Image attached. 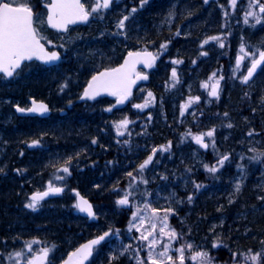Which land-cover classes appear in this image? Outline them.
Instances as JSON below:
<instances>
[{
	"label": "trees",
	"instance_id": "1",
	"mask_svg": "<svg viewBox=\"0 0 264 264\" xmlns=\"http://www.w3.org/2000/svg\"><path fill=\"white\" fill-rule=\"evenodd\" d=\"M126 1L130 0L123 2ZM171 1L147 0L141 5L140 0H132V4L128 3L125 15H123V17L128 16L124 22V28H118V32L122 35L121 38L112 37L106 32H98L99 27L102 31L113 27L111 23L113 19L109 16H106L103 23H99L100 26L95 28L97 31L90 29L87 25L71 28L66 34L60 35L47 28L45 40L55 41L56 46L52 48L63 52V61L57 66L50 67L33 62L26 64L19 71L18 74L29 66L36 67L37 78L32 80L29 91L36 99L53 105L54 102L61 104L59 97L52 93L54 89L58 92L60 89L63 90L61 85L48 84V90L44 92L41 90V84L37 82L44 81L40 78L41 74L49 76L61 69L64 71V74H61L62 79L69 77L68 80L73 84L78 83L74 85L77 91L71 99L79 101L84 87L95 72L119 64L129 51L138 50L142 46L152 49L155 45L161 46L169 41L165 57L158 60L156 67L149 72L148 88L152 89L161 104H158V108L154 110V122L150 126L146 145L142 149H140V137L130 138L132 149L119 148L114 142L115 136L111 126L115 117L124 111H129L131 103L139 100L137 89L140 86L135 90L130 105L123 108L115 106L111 115L101 111L92 113V110H89L92 109L89 108L90 106L101 109L114 104V100L110 101L106 96L94 102L76 101L71 113L72 116L74 114V118H81L87 122L82 132L79 129L84 125L80 124L79 127L74 119L61 118L67 122L66 126L62 129L54 127L53 120L58 118L56 115L42 118L44 120L34 123L29 131L24 128H18L19 131H15L17 138L24 139L25 143L39 141L34 145L33 150L36 151H32V156H28L29 161L27 162L28 170L31 172L44 166L42 177L36 183H40L41 179L48 183L51 180L56 185L59 184L65 188L64 193L52 200L53 202L39 203L40 207L33 210L26 207L30 203V196H26L29 189L27 185H21L23 181L21 176L18 177L20 179L12 180L11 177L14 174H11L4 181L2 180L0 210L6 212L9 210L13 213L6 216L10 219L9 224L33 227V232L29 237H27L28 234L17 229L16 241L38 238L41 241L40 244H36L38 248H49L54 245V240L60 237L66 240L65 232L74 235L77 243L109 228L113 229L114 234L125 235L131 223V209L124 208L117 201L128 194L131 181L127 178L119 183L115 181L112 184L109 181L104 185L107 189L104 195L111 196H90L86 193L87 168L83 172H78V166L75 164L77 156L69 152L76 147L73 146L76 142L75 135L81 136L88 132L90 139L98 142L99 146L93 154L90 153L89 164L99 163V161L104 163L116 157L115 154L123 153L125 156H119V158H124V161L137 166L147 156L149 145H159L167 141L172 143L171 159L165 160L164 164L171 167L169 172L175 168L176 181L179 182L174 181L171 184L176 188V210L170 217L171 225L178 233L175 246L185 241L201 246L207 251L208 259H212L210 264H230L241 254L258 252L263 248L264 67L247 86H244L237 78H233V74L239 69L235 55L242 46L252 51H264V13L259 11L256 0H251V7L250 0H239L235 13L227 18L223 16L225 9L218 11L212 8L211 13L207 12L209 6L204 0H182V3L175 0L176 4L170 8ZM218 1L225 6L228 4L227 0ZM259 3L264 4V0H259ZM31 6L35 11L41 10V0H33ZM132 8H136V11L132 12ZM112 11L109 10L106 13ZM248 11L257 13L260 22L257 23L256 17L249 16L247 17L248 22L245 23V15ZM227 20H229L228 42L226 46L219 47L210 38L220 32L218 30L222 29L223 23ZM61 36L71 38L73 42L69 44L65 40L61 43L57 40ZM200 51H205L207 54L202 55ZM168 57H176L184 61L182 67V75L185 77L184 84L176 83L172 79L171 66L165 62ZM94 61L98 66L92 65ZM66 65H70L71 70L68 71ZM213 73L221 79V95L211 100V105L205 113L199 111L196 115L198 120L194 118L192 122L186 121L179 124L177 120L179 112L173 108L174 98L176 100L185 98L187 93L185 90L191 83V77L199 81ZM196 88L198 89V86ZM67 100L63 101V104L68 103ZM212 127H217L216 141L209 149L204 150L196 143L194 137L205 134ZM45 128L52 133H46ZM103 129L105 132H102ZM79 149L80 156L84 157L85 152L90 150L89 143L86 142L83 146H79ZM106 151L107 154L101 155ZM6 153L9 155L7 161L17 159L15 152L7 151ZM225 156L228 159L223 165L218 164V161ZM69 158L71 161L66 165L69 172L64 173L62 168ZM194 160L199 162L194 164ZM85 165V162H81L79 166ZM206 165L208 167H205ZM213 165L217 167L214 173L208 170ZM184 170L186 173H183ZM184 174L186 175L183 176ZM166 175L168 178L173 177L171 173L170 175L166 173ZM240 175L243 183L237 190ZM55 176H62V181L55 179ZM196 185H201V187L197 188ZM75 190L93 198L99 205L97 221L89 222L74 214L76 210ZM132 199L134 200L133 197ZM53 205L55 206L54 212L48 214ZM103 206L108 210L104 219L100 218ZM59 216L66 218V221L59 224L53 223V220ZM5 221L9 222V220ZM49 226H54L61 234L48 233ZM10 232V230H4L0 232V235L7 237ZM216 241L222 242L223 246L213 247ZM19 246L17 244L16 249ZM73 247L74 244L69 245V249ZM174 256L177 258L176 255ZM116 262L124 264L122 259H117ZM194 264H201V261ZM248 264H264V258L259 262Z\"/></svg>",
	"mask_w": 264,
	"mask_h": 264
},
{
	"label": "rangeland",
	"instance_id": "2",
	"mask_svg": "<svg viewBox=\"0 0 264 264\" xmlns=\"http://www.w3.org/2000/svg\"><path fill=\"white\" fill-rule=\"evenodd\" d=\"M32 1L33 0H31V4H32ZM214 2H213L214 4L211 3L213 5L208 4L209 8L207 12L211 13L213 11L212 8L218 11L225 9L223 11V16L227 18L229 15H233L235 13L239 0H236L235 6H233L230 3V0H227L228 4L226 6L224 4H221V1L216 0ZM84 3L88 7L90 4L93 3V0H84ZM128 3L132 4V0L128 2L126 1V2L117 3L115 7L112 9L113 11L111 13L107 14L106 11L102 9L98 14L92 15L93 16L92 21L89 24L90 29L96 30L95 28L100 26L99 23L100 22L103 23L105 21L106 16L107 17L109 16L110 18L113 19L111 20L113 27L110 29L107 28V31H102L100 30V27H99V29H97L98 32L99 33L106 32V33H109L112 37L121 38L122 35L120 34L121 32H118L119 30H118L117 25H118V21L121 18H123V15H125ZM36 12L37 14H39V16L42 19H45V14H46L45 10H38ZM228 24H229V20H227L226 23H223L222 29L220 28L218 30L220 31L219 33L212 36V37L218 38L216 40H213V39L211 40L216 42V44L219 47H221V43L223 44V47H224L226 46L228 42V36H229ZM38 31L42 35V37L47 38L46 34L48 30H47L46 24L41 25ZM57 40L61 43H63L65 40L68 41L69 44L73 42L71 38H68L66 36L58 37ZM48 41H51V43H48ZM46 42L52 47L56 46V43L54 40H47ZM162 45H165V47L161 48V46H158V45H155L152 47V50H154V52H156V54L158 55V60L165 57L166 52L168 51L169 41L164 42ZM242 47H243V53L240 50L238 54L235 55V59H236L238 56L244 55L245 53L248 54V55H244V59L241 60V64L239 66L241 72H243L242 70L245 67V64H247L248 66L251 64V60L253 59V56L251 54L255 53L257 57V53L259 52L256 50L254 51L249 50L246 46H242ZM140 49H148V48H146V46H142V48ZM200 52L202 55H205L206 53L205 51H200ZM175 61H180V62L175 63ZM165 62L169 63L171 66L170 75L172 79L176 83L184 84L185 77H183L182 75V67L184 66V61L176 57H173V58L168 57L167 59H165ZM92 65L98 66L96 61H94ZM155 67L156 65L153 68ZM66 68L68 71L71 70L70 65H66ZM173 69H175V72H176L175 78H173L172 76ZM36 71H37L36 67L29 66L25 68V70L22 73L18 74L15 77L13 86L15 88L17 87L20 90L24 89L25 91H29V86L32 80L37 78L36 75L38 74V72ZM61 74H64V71L61 69H58L56 73L54 72V74L49 75V76H44L43 74H41L40 78L44 79V81H40V82L38 81L37 83L39 85L41 84V90L44 92L47 91L46 86L48 84H51L54 86L57 83L61 85V88H63V90L60 89L58 92L56 91L57 89H54L52 90V93L54 94V96L59 97L58 99L61 101V104H59V106L60 105L62 106L61 109H72L73 108L74 110L76 101L77 102L79 101L72 100L71 98L77 91L74 85L78 83L73 84L72 81L68 80L69 77L67 76H66L67 79L66 78L62 79ZM213 74L209 75L204 80H199V81L191 77L190 79L191 83L190 85H187L186 90H185L187 92L185 95V98H182L181 100L180 99L176 100L174 98V103L176 105L173 103L172 104L174 106L173 108H175V111L178 110L179 112V114L177 115V120L179 124L184 123L186 121L192 122L194 118L195 120H198L196 115L199 113V111L202 112L203 109L208 108L211 105V102H212L211 100L214 98V96L210 95L213 86H216L218 89V95L215 98H218L221 95V91H222L221 90V85H222L221 79L220 77L214 76ZM217 81L219 82L218 85H217ZM196 86H198V89L196 88ZM57 93L59 96L56 95ZM148 93L152 94L151 97H149ZM197 97L199 99H195ZM107 98L110 101L114 100V104L108 105L101 109L90 106L89 108H92V109H89V110H92V113L101 111L102 113H105L107 115L113 114L112 112L115 109L117 98L115 96H110V97L107 96ZM137 98H139V100L131 103V105L129 106V111L122 112L118 117H115L114 120L112 121L111 126H112L113 133L115 136L114 142L119 148H124V147L130 148L132 145L130 138H134V137H140V149H142L146 145L145 143H146V138L148 136L147 134L149 132L150 126L154 122V116H155L154 110L158 108V104L159 105L161 104L159 103L160 101L157 99L152 89L148 88V80L142 83L140 85V88L137 89ZM67 99H70V100H67ZM65 100H67L68 103L63 104V101ZM146 101L148 102L146 107H143V108L134 107V105H144ZM177 105H180V106H177ZM53 106L57 107L58 104L54 102ZM108 109H111V110L109 111ZM125 118H127L130 121V123L127 125L126 129L120 128L118 130L117 129L118 122ZM76 122L79 124V127H80V124L84 125L83 127H80L79 129L82 132L83 131L82 129L85 127L87 122L81 118H76ZM60 128L62 129L63 127L61 126ZM216 128L212 127L211 129L208 130V131H213V136L208 137L207 135H203V143L207 145V147H205L207 149H209L216 141V132H217ZM102 132H105L104 129L102 130ZM120 132H122L123 134L122 135L119 134ZM199 145L201 146L202 144H199ZM92 146L94 147L95 144H92ZM149 146L150 148L148 149L145 148L147 149L148 153H147V156L143 159V161L140 164H142L150 155L152 156V161L142 171L138 167L140 164L135 166L133 165V163L124 161V158L123 159L119 158V156H125L123 155V153H121V155L115 154L116 157H114L111 160L105 161L102 165V164H99L98 162L94 164L93 163L89 164V160H90L89 155L81 157V156H78L79 153L81 154V151L76 152L77 162L75 164L78 166L77 167L78 172L80 171L83 172L87 168L86 169L87 171V174H86L87 188L86 189L87 190H92V191L96 190L100 187H103L109 181H111L112 184L115 181L119 183L120 181L126 178L127 180L131 181V185L128 187V194H127V198H128L130 209H131L130 210L131 223L125 235H122V233L114 234L111 241L107 244L110 248V252L113 254L115 258L120 259V260L122 259L124 261V264H139L140 261H143L144 264H152V261L148 258L149 257V243L151 241V237L148 241L142 240L140 237L142 233L144 235H147L149 232L154 231L156 233L155 238L157 240V243L155 247L152 249V256L157 261H160L163 259L165 261V264H167L166 257H163V258L160 257L159 253L164 251V247H163L164 245L170 244V247L168 249V255L172 256L173 260L177 261V264H178V257L180 253L177 252L176 250L181 247H184V256H185L184 264H194V263L200 262L201 261L200 259H197V260L191 259V257L194 256L198 252L206 253L207 260L212 262V259H208L207 251L201 246L194 244L193 242L190 243L187 241L183 243L181 242L179 246H175L178 239L170 241L167 235L160 234V227L162 226L163 217L165 216L166 213L168 216V219H167L168 227L165 228V233L170 232L172 230H174L177 233L176 229L171 225V222H170V217L172 213L176 210V207H175L176 188L172 186L171 184L174 181L176 183H179V182L176 181L177 177L175 174L176 173L175 168H172L173 170L169 172L171 167H167L165 165L166 163L164 164L165 160H167L168 158L169 160L171 159L170 155H171V151L173 148L172 143L170 141H167L159 145L152 144ZM202 147L204 146L202 145ZM153 149L157 150L155 154H153ZM6 152H7L6 148H3L2 150H0V159L5 157V155L7 154ZM81 162H85L86 165L82 167L79 166ZM196 162H199V161L196 160ZM128 173H132V176H129ZM158 173L160 174L159 176H158ZM166 173H169V175L171 173L173 177L168 178ZM183 173H186V171L184 170ZM185 175L186 174H184L183 176ZM183 182L184 180L182 179V183ZM242 183H243V180H242V176L240 175L237 181V185L240 187ZM131 197L134 198V200L132 199L133 201L131 200ZM97 206L99 207L98 204ZM39 207L40 206L38 205L36 209H38ZM153 210H155V213ZM100 212L105 214V216L108 214V210L105 206L102 207V210ZM134 212L137 213L135 218L133 217ZM76 213H77V210L74 211V214ZM98 219H99V215L96 218L92 219V221L95 222ZM153 223L156 224V228L154 230L151 227ZM177 237H178V233H177ZM33 241H34L33 243L25 244V246H22L21 244L19 248L16 250V252L9 254V256L7 255L6 258H7L8 264H23L22 261L17 260V262L14 263V261L12 260L15 258L16 259L19 258V260H21V257L23 254L28 253L29 251H34V249H37V245L35 246V244H40L41 241L38 238H35ZM214 244H216L217 248L220 246H223V243L219 241H216ZM187 245H191L192 247L189 248L187 247ZM56 247L57 245H53L48 248L49 250L48 256L52 257L54 255V251ZM262 251H264V246L258 252H262ZM18 252L21 253V255L17 256L16 253ZM258 252L241 254L238 259H235V261L230 264H248L249 262H254L251 260H246L245 257L246 255L255 254ZM35 255L37 257L42 256V254H39L38 256L37 253ZM174 255H176L177 258H175ZM3 259H4L3 257L0 258L1 261H3ZM205 264H207V261H205Z\"/></svg>",
	"mask_w": 264,
	"mask_h": 264
},
{
	"label": "snow or ice",
	"instance_id": "3",
	"mask_svg": "<svg viewBox=\"0 0 264 264\" xmlns=\"http://www.w3.org/2000/svg\"><path fill=\"white\" fill-rule=\"evenodd\" d=\"M147 0H140L141 5L145 4ZM207 2V0H206ZM112 0H93V3L88 7L85 6V3L82 0H49L46 4L47 15L46 19H42L39 14H34L31 6V0H0V73H2L6 77H12L14 73H16L17 69L21 67V64L25 60H31L33 57L44 61V62H53L58 60L59 53L55 51H47L44 44L41 43L44 37L39 35L38 29L43 24H48L53 28L62 29L67 31V26L69 24H75L79 22L88 21L89 17L98 14L102 9L109 8ZM230 3L235 6L236 0H230ZM252 6L250 0V7ZM256 6L259 7V11L264 13V4H260L259 0H256ZM132 12L136 11V8H132ZM253 16L256 17L257 23L260 22V17L257 13L253 11H248L245 15V23H247V17ZM128 19V16H124L123 19L118 21V28H124V22ZM210 39L216 40L217 37H211ZM51 43V41H48ZM207 43V41H205ZM165 45H161V48H164ZM221 47L223 44L221 43ZM241 52L243 53V47L241 48ZM206 54V53H205ZM244 55H248L245 53ZM244 55L238 56L237 65L240 64L241 60L244 59ZM253 59L251 60V66L247 69V75L243 76V81L247 82L253 75V73L257 70L262 63H264V51H260L258 53V58H256V54H251ZM156 57L151 52H129L128 58L125 60L124 64L118 68L107 69L103 72L98 73L97 75L92 76L91 81L88 83V87L84 90L83 97H87L89 99H93L96 96H99L101 93L106 92L112 96L117 98L116 103L122 104L128 97L131 95V86L135 83V80L131 78V73L135 69V65L137 63H143L148 67L152 66V63L155 61ZM180 61H175V63H179ZM215 75V74H213ZM173 78L176 77L175 69L172 72ZM137 79H147L146 76H137ZM217 81V85H218ZM206 87V85H205ZM149 97H151V93H148ZM212 96L218 95V89L216 86H213L212 91L210 93ZM195 99H199L198 97ZM147 101L144 105H134L136 108H143L147 106ZM18 111L24 112H34V113H46L49 109L48 106L44 103H37L35 101L32 102V107L28 109L17 108ZM109 111L111 109H108ZM227 115V114H225ZM130 121L125 118L118 122L117 129L127 128V125ZM231 127V125H229ZM119 134H123L120 132ZM203 135H207L208 137L213 136V131H208L205 134L197 135L194 137L196 143L202 144L204 147H207L203 143ZM38 140H34L32 142L33 145L38 144ZM95 143V141H93ZM157 150L153 149V154H155ZM228 157L225 156L221 160L218 161V164L223 165L224 161L227 160ZM69 161L65 162V166L62 168L64 173L69 172V168L66 166ZM152 161V156H148V158L140 164L138 167L142 171L150 162ZM205 167H208L207 165ZM210 172H216L217 167L213 165L208 169ZM129 176H132V173H128ZM57 180H62V176L55 177ZM197 188L201 187V185H196ZM237 190H239V186L237 185ZM63 189L60 187L54 186L53 182L50 180L48 183V187L43 192H36L30 197V203L26 205V207L35 210L41 200L47 197L49 194H57L62 192ZM78 195V194H77ZM191 200V197H189ZM119 205H127L129 203L127 195L124 198L117 201ZM80 211H86L88 215L94 216L95 214L92 211V206L87 203V201L81 198L80 203L76 205ZM155 213V210H153ZM137 213H133V217L135 218ZM167 213L163 217L162 226L160 227V234L167 235L169 240L178 239L177 233L172 230L170 232L165 233V228L167 225ZM143 223V221H142ZM153 230L156 228V224L153 223ZM112 230L106 231L103 235L97 237L89 241L87 244L81 245L74 253L69 256V259L65 261V264H84V261L91 256L93 251V246L98 245L101 241H103L106 237L110 235ZM151 237V241L149 243V259L152 261V264H165V261L162 259L157 261L152 256V249L155 247L156 233L149 232L147 235L141 234V239L148 241ZM264 243V241H262ZM164 251L159 253L160 257H166L167 264H177L176 260H173L172 256L168 255L169 245H164ZM187 247L191 248V245H187ZM216 247V244L213 245ZM48 249L42 250L43 254L40 257H37L33 261H29V264H37V261L40 264H44L47 261ZM180 253L178 257V264H184L185 256H184V247H181L176 250ZM17 256L21 255V253H16ZM262 258H264V251L258 252L255 254L246 255V260H251L254 262H259ZM193 260L200 259L201 264H205L207 261V254L198 252L194 256L191 257ZM139 264H144L143 261H140ZM207 264H210V261H207Z\"/></svg>",
	"mask_w": 264,
	"mask_h": 264
},
{
	"label": "bare ground",
	"instance_id": "4",
	"mask_svg": "<svg viewBox=\"0 0 264 264\" xmlns=\"http://www.w3.org/2000/svg\"><path fill=\"white\" fill-rule=\"evenodd\" d=\"M176 1H180L182 3V0H176ZM176 1L172 0L169 3V5L172 4L170 6V8L174 7V5L176 4ZM56 50H60V49L56 48ZM248 67H250V65L249 66L246 65L243 68V70H242L243 72L240 71V67H239L238 71L235 74H233L234 75L233 78H237L238 80L242 81L244 86H247L251 81H253L259 75V73L263 69L264 65L260 68L258 73L252 79H250L247 83H245L243 81V76H245L247 74ZM232 71H233V69L231 70V72ZM46 90H48V86H46ZM215 97L216 96H214V98ZM58 106H59V104H58ZM61 108H62V106H61ZM61 108L57 110L58 114L61 112V110H62ZM207 109L208 108L203 109L202 112L205 113ZM63 110L68 112L67 113L68 114L67 117H65L64 119H74L76 121V118H74V114L72 116V113H71L72 109H63ZM66 124H67L66 121H63V120H60V119L53 120L54 127H61V126L65 127ZM17 126L18 125H16V127ZM11 128H13V125H9L7 127V129H11ZM45 130H46V133H52L47 128H45ZM75 137H76V139H75L76 142H74L73 146H76V147L71 149V150H69V152L73 153L74 155L76 154L77 151L78 152L80 151L79 146H83L86 142L89 143V149L90 150H88V152L85 154V156L89 155V157H90V153L92 152V154H93L99 148L98 142L95 141L96 143H93V141L90 139V135H89L88 132H85L84 135H81V136L76 134ZM92 144H95V146L93 147ZM203 148L206 149L205 147H203ZM32 151H36V150H32ZM105 154H107V151L104 152V153H101V155H105ZM14 155L17 158L14 161H7L8 158H9L8 154H6L5 157L0 159V173L4 172V171H6V170H8L10 168H13V171H14V169H16L17 171H19L18 175L21 176V179L23 180V183L28 186L29 190H33L34 192H43V191H45L47 189V187H48V181H45V180L41 179L40 183H36V178L37 177H42V173L44 171V166H41V167L35 169L33 172H29V170H28L29 165H27V162L29 161V157H28V155L26 153V150L22 149L20 151H17V152L14 153ZM78 156H80V153H79ZM197 163L198 162H196V160H194V164H197ZM99 164L103 165V161L102 162L99 161ZM199 171H200V169H199ZM18 175L12 176L11 179L14 180V179L18 178L19 177ZM187 177L189 179V175L188 174H187ZM197 179L198 178L196 177V180ZM53 184H54V186L59 187L55 183H53ZM106 190L107 189L105 188V186H103V187H100V188H98L96 190H93V191L86 189V193L88 195H90V196H93V197L111 196L109 194L104 195V192ZM76 191L77 190L74 191L75 201H76V196H77L76 195ZM88 195H87V197L92 201V203H93V205L95 207V211H96L95 216L91 217V218L82 216L80 214L78 208L76 209L77 213L75 215L76 216H80L83 219L88 220L89 222H93L92 219L96 218L99 215L98 212H97V207L98 206H97V203L94 201V199L92 198L93 199L92 200ZM84 196H86V195H84ZM54 209H55V206L54 205L51 206V208L48 211V214L49 213H53ZM100 218L104 219L105 218V214L100 213ZM5 220H9V222H10V219H8V217H6V216H1L0 217V232L4 231V230H12V229L16 228L17 225H15V227H13V225H6V223H9V222L5 221ZM64 221H66V218H64L62 216H59V217H57V219L53 220V223L55 222V223L59 224V223H63ZM61 225H63V224H61ZM17 229H19L20 232H25L26 234H28V233L32 234V232H33V227L31 225H23V227H17L14 231H11L10 233H8L7 237L6 236L5 237H1V235H0V241L4 240L6 238H11L14 235H16L17 234ZM47 231H48V233L49 232L50 233H54V234L56 233V235H60L61 234L60 231H58V230H56L54 228V226H49L47 228ZM106 231H107L106 229L102 230L98 234H96V235H94L92 237L101 235V234H103ZM64 235L67 238V240H64L63 237H60V239L54 240V245H57V247L55 248V251H54V255L52 257L48 256L47 257V261H45L44 264H62L69 257V255L71 254L72 251H74L76 248L80 247L83 242H86V241L90 240V238H92V237H88L85 240L81 241L80 243H77V242H75V238L76 237H73L74 235L72 236L70 233H67V232H65ZM110 239H112V238L110 237L102 245L97 246V247H95L93 249V255L89 259L87 264H117V262H116L117 258H115L113 256V254L110 252L109 246L107 245L110 242ZM16 242H17V244L21 245V242H24V241L17 240ZM32 242H34V241L32 240ZM71 244H74V247L72 249H69V245H71ZM34 259H35V257L31 256V254H29V253H25L21 257V261L24 264H29V261H33ZM115 259H116V261H115ZM37 262H39V261H37ZM0 264H3V263L0 261Z\"/></svg>",
	"mask_w": 264,
	"mask_h": 264
},
{
	"label": "flooded vegetation",
	"instance_id": "5",
	"mask_svg": "<svg viewBox=\"0 0 264 264\" xmlns=\"http://www.w3.org/2000/svg\"><path fill=\"white\" fill-rule=\"evenodd\" d=\"M43 3L44 2H42V0H41V5H43ZM42 10H45V13H46L45 8H43ZM14 79H15V77L8 79V78H6L0 74V150H2L3 148H6L7 151L17 152L19 150L25 149L27 155L32 156L31 152H32L33 147H34V145L32 144L33 141H29L26 145L24 139L22 140V139L17 138V136L15 135L16 134L15 131H17L18 128H21V129L24 128L25 130L29 131L34 123L42 122L44 119H42L43 117H41V116L31 117L28 115L20 114V111H18L17 108L18 107L24 108V109L30 108V106L32 104L31 100L36 99V98L33 97L29 91H25L24 89L20 90L17 87L15 88L13 86ZM36 100H39V99H36ZM50 107L52 109V115L51 116L56 115L58 117L57 119H60V120L67 117L68 112L64 111L63 109L61 110V112L59 114L57 113V110L61 108V105H60V107L59 106L54 107L52 104H50ZM9 125H13V128L7 129V127ZM16 125H18V126L16 127ZM25 130H21V131L26 132ZM21 146H22V148H21ZM26 147H27V149H26ZM29 172H31V171H29ZM11 174H14L13 176L18 175L19 171H17L16 169H14V171H13V168L12 169L10 168V169L0 173V185H1L2 180L4 181V179L6 177H9ZM39 178L40 177H37L36 181L39 180ZM18 179H20V178H18ZM60 181H62V180H60ZM21 185L22 186L25 185L23 183V181H22ZM58 186H61V185L58 184ZM33 193H36V192H34L33 190H28L26 192V196L31 197L33 195ZM55 199L56 198L51 199V200L41 201L39 203H45L47 201L53 202L52 200H55ZM26 212H27V210H26ZM11 214H13V213H10L9 210H7V212L4 210H0V217L11 215ZM9 223L7 225H10ZM13 227H15V224H13ZM17 227H23V225L20 224L19 226L17 225L16 228ZM16 228H14L10 231H14ZM30 235H31V233H28L27 237H29ZM28 243H33V242L31 239L25 240L24 242H21L22 246H25V244H28ZM16 245H17V242L15 240V235L13 237H11L10 240H7V238H6L2 241V243H0V258L1 257L4 258L3 262L1 260L0 261L3 264H8L6 256L7 255L9 256V254L16 252V250H17ZM35 246H36V244H35ZM42 248H38V246H37V249H34V251H29L28 253L31 254V256H34L36 259L37 258V256L35 255L36 253L39 256V254H43L42 250L48 249V248H43V249ZM17 260L21 261V260H19V258L18 259L15 258L12 261H14V263H15V262H17ZM37 264H40V262H37Z\"/></svg>",
	"mask_w": 264,
	"mask_h": 264
},
{
	"label": "water",
	"instance_id": "6",
	"mask_svg": "<svg viewBox=\"0 0 264 264\" xmlns=\"http://www.w3.org/2000/svg\"><path fill=\"white\" fill-rule=\"evenodd\" d=\"M43 1H46V0H43ZM115 1H121V0H112V3L110 4L109 8H107V9H111L112 6H113V3H114ZM82 2H83V0H82ZM209 2H211V0H207V3H209ZM47 3H48V2H44L43 5L46 7V4H47ZM32 10H33V9H32ZM33 13L35 14V11H34V10H33ZM90 19H91V16L89 17L88 21H86V22H79V21H78V22L75 23V24H69V25L67 26V31H68L69 27H72V26L87 25V24L89 23ZM47 25H48V24H47ZM48 27H49L50 29L55 30V31L60 32V33H65V32H67V31H64V30H62V29H56V28H53V27H51L50 25H48ZM41 43L44 44V46H45V48H46L47 51H50V52H51V51L58 52L60 58H59L58 60H56V61H53V62H44V61H41V60H39V59L33 57V59H31V60H25V61H23L22 64H21V67H20L19 69H21L25 63H30V62H32V61H37V62H39V63H41V64H43V65H45V66H47V67L58 65V64L62 61L63 55H62V53H61L59 50H51V49L47 46V44L44 43L42 40H41ZM130 52H151V53L156 57V59H155V61L152 63V66H151V67H148V66H146V65L143 64V63H137V64L135 65V69H134V71L131 73V78H132L133 80H135V83L132 84V86H131V95H130V96L128 97V99L125 100L122 104H117V106H125V105H127V104L129 103V101L131 100V97H132L133 92H134V90L136 89V87H137L140 83H142V82H144V81L146 80V79H137V76H138V75H139V76H146V77L148 78V72L152 69V67H154V65H155V63H156V61H157V59H158V56H157V54L154 52V50H146V49H145V50H136V51H130ZM128 53H129V52H128ZM128 53L125 55V57L123 58V60L121 61V63L115 65L114 67L103 68V69L99 70L98 72H96L95 74H93V76H94V75H97L98 73L103 72V71H105V70H107V69H114V68H118V67H120L121 65L124 64L125 60L128 58ZM257 58H258V57H257ZM240 64H241V62H240ZM240 64H239V65H240ZM263 65H264V63H262L261 66H259V67L257 68V70L253 73V75H252V77H251L250 79H252V78L258 73V71L260 70V68H261ZM250 66H251V65H250ZM19 69H17V71H18ZM138 69H142L143 71H142V72H139V73L136 74V72H137ZM17 71H16V72H17ZM1 74H2V73H1ZM14 75H15V73H14ZM14 75H13V76H14ZM246 75H247V74H246ZM13 76H12V77H13ZM12 77H7V78H12ZM91 78H92V77H91ZM91 78L89 79V81H91ZM250 79H249V80H250ZM249 80H248V81H249ZM89 81H88V83H89ZM248 81H247V82H248ZM247 82H245V83H247ZM88 83H87V85L85 86L84 90L88 87ZM84 90H83V92H82V94H81V97H80V100H81V101H91V100H94V99H97V98H100V97H103V96H112V95H110V94H108V93H106V92H103V93H101L99 96H96V97L93 98V99H89V98H87V97L82 98V97H83ZM33 101H35V102H37V103H44V104H46V105L48 106V109H49V110H48L46 113H43V114H40V113H34V112H28V111H24V112H20V113H21V114H25V115H29V116H36V115H39V116H42V117H48V116H50L52 110H51V108H50V105H49L47 102H45V101H36V100L32 99V100H31V103H32ZM31 107H32V105H31ZM31 107H30V108H31ZM60 188L63 189L62 192L57 193V194H49V195H48L47 197H45L43 200H47V199H51V198H55V197H58V196L62 195V194L64 193V188H63V187H60ZM77 194H78V195H77ZM76 195H77V196H76V205L79 204L81 198H83V200L87 201V203L90 204V205L92 206V211H93L94 214H96L95 207H94L92 201H91L87 196H84L79 190L76 191ZM41 201H42V200H41ZM123 206H124V208H128V207H130V204L128 203L127 205H123ZM77 208H78V207H77ZM78 210H79V212H80V214H81L82 216L90 217L86 211H80L79 208H78ZM94 216H95V215H94ZM94 216H91V217H94ZM91 217H90V218H91ZM109 230H112V229H109ZM109 230H107V231H109ZM101 235H103V234H101ZM101 235H98V236L92 237V238H90V240H88V241H86V242H83L81 245L87 244L89 241H91V240H93V239H96L97 237H99V236H101ZM112 235H113V230L110 232V235H109L108 237H106V238H105L103 241H101L98 245L93 246V249H94L95 247H97V246L102 245V244H103L107 239H109ZM80 247H81V246H80ZM80 247H78V248H80ZM78 248H76L74 251H72L71 254L74 253ZM71 254H70V255H71ZM70 255H69V256H70ZM92 255H93V251H92L91 256H89V258H88L87 260L84 261V264H87V262H88L89 259L92 257ZM68 259H69V257H68L65 261H67ZM65 261H64L62 264H65Z\"/></svg>",
	"mask_w": 264,
	"mask_h": 264
}]
</instances>
